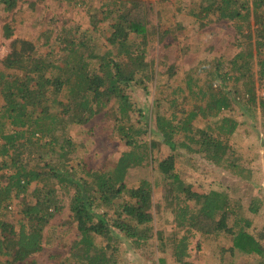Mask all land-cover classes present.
<instances>
[{"label":"trees","instance_id":"1","mask_svg":"<svg viewBox=\"0 0 264 264\" xmlns=\"http://www.w3.org/2000/svg\"><path fill=\"white\" fill-rule=\"evenodd\" d=\"M171 1L112 0L102 19L111 24V49L101 50L99 41L90 46L85 37L60 48L63 65L40 54L36 41L12 42L0 72V264L35 262L45 248V230L65 210L70 217L64 234L76 229L78 236L64 243L70 244V256L61 264H118L124 240L141 249L154 238V210L161 208L154 203L157 189L163 190V207L182 233L175 239L178 263L192 264L187 260L196 237L200 246L217 244L224 236L232 241L219 247L213 264H264V233L259 238L252 233L253 219L240 214V203L235 206L231 195L218 188L195 191L176 160H201L246 182L257 174L230 144L241 123L226 112L239 105L264 118V98H258L255 80H264V0H190L186 15L200 28L213 21L234 26L241 51L227 63L236 73L221 72L224 62L219 60L215 74L224 88L215 89L213 78L207 89L194 91L190 79L165 95L168 108L162 110L156 101L147 116L135 106L133 94H148L160 75L173 80L177 74L175 63L164 59L156 66L148 60V47L177 27L160 30L161 22L175 20L167 7ZM20 2L0 0V6L11 12ZM12 36L6 25L5 37ZM100 114L113 121L111 128L126 150L100 169L85 162L76 169L73 163L83 146L68 136V129ZM162 146L172 154L158 164L156 179L155 152ZM16 200L20 217L14 226L6 217ZM263 202L253 197L248 212L260 215ZM158 262L167 264L165 258Z\"/></svg>","mask_w":264,"mask_h":264},{"label":"rangeland","instance_id":"2","mask_svg":"<svg viewBox=\"0 0 264 264\" xmlns=\"http://www.w3.org/2000/svg\"><path fill=\"white\" fill-rule=\"evenodd\" d=\"M112 0H21L18 7L11 12H6L0 6V72L5 70L4 61L11 52L12 42L15 40L36 41L40 54L49 55L53 62L59 65L64 64L61 47L66 48L70 42H82L85 37L89 44L97 45L99 41L101 50L111 49L108 39L112 34L111 24L102 22V19ZM190 0H172L167 7L171 10L169 16H175V20L169 19L172 23L161 22L160 30L163 32L172 24L170 34L162 42H155L148 47V60L167 61L168 65L175 63L177 74L175 79L170 80L167 74L160 75L159 81L150 86V92L137 90L133 94V100L137 109L143 114L151 116L154 112L156 101L160 102L162 110L168 108V102L164 101L165 95L170 94L176 87H185L188 80H193V90L207 89L208 81L214 80V88H224L222 80L216 78L219 71V60L223 61L220 71H232V66L227 61L233 60L241 51L238 45V35L232 24L222 21H213L206 27L194 23L186 15V6ZM108 4L104 9V5ZM98 20L99 22H96ZM10 26L13 36L11 39L5 37V26ZM99 27V31L96 30ZM131 37V36H130ZM129 37V38H130ZM91 40V41H90ZM46 43L48 45H46ZM81 54L85 52L83 49ZM86 56V55H85ZM254 72L257 71L254 66ZM159 72V71H158ZM160 73V72H159ZM212 79V80H211ZM256 80V91L258 98H264V80ZM232 89V88H230ZM64 98H62V101ZM156 109V108H155ZM226 114L235 118L241 123L238 131L231 137L230 144L241 156V163L253 167L256 175L250 182L235 178L223 170H218L212 165H205L201 160H191L189 157L178 156L177 167L182 178L192 185L197 192H209L214 188L227 191L238 206L240 203L241 215L253 219L252 233L260 237L264 233V202L261 214L254 216L248 212V208L257 196L264 199V118L258 116L251 110H246L239 105ZM113 121L105 114L96 116L87 125H73L68 129L70 136L78 145L83 146L79 152L78 160L73 165L77 168L79 162H85L90 168L100 169L108 163H115L121 153L126 150L125 145L118 139L112 130ZM204 127V122L199 123ZM150 137L146 138L149 141ZM172 154L166 147H160L155 152L157 163L155 164V178L158 177V164ZM2 174V173H0ZM157 179V178H156ZM0 182H4L0 178ZM62 200L63 205L68 201ZM64 201V202H63ZM68 203V204H67ZM154 203L161 204V208L154 210L153 236L154 238L141 249L136 248L130 242L119 244L118 264H159L158 260L165 258L167 264H180L174 256L175 239L182 235L175 226L174 215L170 210L163 207V190L157 189L154 194ZM8 213L6 220L17 226L20 217L19 200ZM67 210L58 215L51 222L50 227L45 230L44 251L35 257V262L29 260L22 264H61L68 262L69 243L64 247L66 241L77 238L76 229L73 234L65 235L69 228L64 223L69 220ZM230 224L235 221L231 215ZM59 231V232H58ZM59 235V236H58ZM224 235V234H222ZM221 235V236H222ZM163 239V243L161 240ZM199 237L191 242V258L187 261L192 264H213L217 262L216 256L219 247L229 246L224 236L219 242L201 243L197 245ZM100 244L101 240L98 241ZM163 249V250H162ZM231 259H228V262ZM255 260L245 261L243 264H254Z\"/></svg>","mask_w":264,"mask_h":264}]
</instances>
